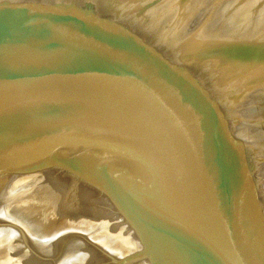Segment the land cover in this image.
I'll use <instances>...</instances> for the list:
<instances>
[{
    "label": "water",
    "instance_id": "obj_1",
    "mask_svg": "<svg viewBox=\"0 0 264 264\" xmlns=\"http://www.w3.org/2000/svg\"><path fill=\"white\" fill-rule=\"evenodd\" d=\"M0 264H264V0H0Z\"/></svg>",
    "mask_w": 264,
    "mask_h": 264
}]
</instances>
